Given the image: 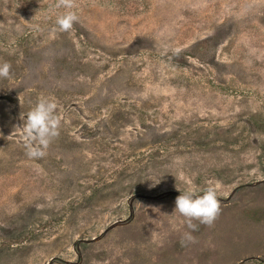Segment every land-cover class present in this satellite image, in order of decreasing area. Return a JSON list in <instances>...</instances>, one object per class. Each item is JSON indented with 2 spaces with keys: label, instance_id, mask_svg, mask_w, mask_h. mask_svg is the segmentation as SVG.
<instances>
[{
  "label": "rangeland",
  "instance_id": "374dc122",
  "mask_svg": "<svg viewBox=\"0 0 264 264\" xmlns=\"http://www.w3.org/2000/svg\"><path fill=\"white\" fill-rule=\"evenodd\" d=\"M71 3L0 0V264H264V0ZM42 96L61 126L31 160ZM209 181L193 230L175 199Z\"/></svg>",
  "mask_w": 264,
  "mask_h": 264
},
{
  "label": "clouds",
  "instance_id": "9594fccd",
  "mask_svg": "<svg viewBox=\"0 0 264 264\" xmlns=\"http://www.w3.org/2000/svg\"><path fill=\"white\" fill-rule=\"evenodd\" d=\"M62 6L72 9L71 0H61ZM78 17L69 10L56 18L59 31H69ZM11 65L0 62V78H7ZM57 105L47 97H40L25 116L21 136L24 141L25 155L31 160H40L47 155V150L52 141L59 135L61 121L56 114ZM220 202L217 198V189L209 181V187L196 195L193 190H185L175 199L174 211L182 216L188 226L195 229L192 221L211 225L219 214ZM188 239H191L189 236Z\"/></svg>",
  "mask_w": 264,
  "mask_h": 264
}]
</instances>
